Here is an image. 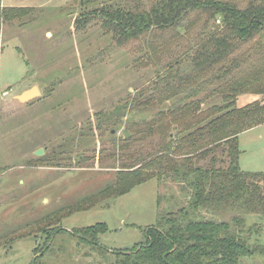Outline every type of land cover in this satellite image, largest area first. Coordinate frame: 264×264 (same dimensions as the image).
Here are the masks:
<instances>
[{
  "label": "rangeland",
  "instance_id": "1",
  "mask_svg": "<svg viewBox=\"0 0 264 264\" xmlns=\"http://www.w3.org/2000/svg\"><path fill=\"white\" fill-rule=\"evenodd\" d=\"M89 1L0 0V241L109 186L123 162L150 152L159 141L148 131L152 115L120 109L134 90L156 76V67L143 64L140 42L110 48L111 34L100 15L84 29L77 24L86 12L129 0ZM141 1L147 5L151 0ZM4 8L25 12L6 19ZM33 86L41 94L19 101ZM255 98L261 97L241 96L240 105ZM239 145L241 169L264 172V122L241 132ZM40 149L43 154L37 155ZM159 196L160 209L168 211L181 205L186 194L176 184L149 179L64 219L60 226L65 231L52 239L28 235V230L6 242L0 246V264H111L114 250L146 241ZM253 222L264 224L251 216ZM97 223L109 228L99 235L100 248L72 235L75 228ZM258 236L264 243V230ZM242 264H264V258L243 259Z\"/></svg>",
  "mask_w": 264,
  "mask_h": 264
},
{
  "label": "trees",
  "instance_id": "2",
  "mask_svg": "<svg viewBox=\"0 0 264 264\" xmlns=\"http://www.w3.org/2000/svg\"><path fill=\"white\" fill-rule=\"evenodd\" d=\"M24 12L2 10L6 19ZM96 15L111 34L110 48L139 41L143 64L157 68L120 109L152 115L148 131L159 141L150 152L123 162L109 186L24 230L52 239L65 231L61 222L74 213L156 178L159 184L180 186L185 201L162 211L159 196L146 241L114 250L111 264H242L264 258L258 236L264 224L249 223L251 216L264 223V172H245L239 163V134L264 122V0L107 3L80 15L78 27H88ZM166 54L170 57L163 63ZM241 96L261 98L240 105ZM108 229L97 223L75 228L72 235L100 248L99 235ZM27 231H15L0 246Z\"/></svg>",
  "mask_w": 264,
  "mask_h": 264
},
{
  "label": "water",
  "instance_id": "3",
  "mask_svg": "<svg viewBox=\"0 0 264 264\" xmlns=\"http://www.w3.org/2000/svg\"><path fill=\"white\" fill-rule=\"evenodd\" d=\"M41 94L40 89L38 88V86H33L30 89H27L25 91H23L19 96H18V100L21 102H28L30 100L35 99L36 97H38ZM37 155H42L43 154V150H38L36 152Z\"/></svg>",
  "mask_w": 264,
  "mask_h": 264
}]
</instances>
